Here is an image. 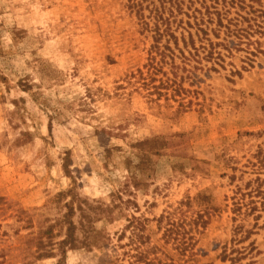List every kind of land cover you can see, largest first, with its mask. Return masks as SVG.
I'll return each instance as SVG.
<instances>
[{
  "label": "rangeland",
  "instance_id": "374dc122",
  "mask_svg": "<svg viewBox=\"0 0 264 264\" xmlns=\"http://www.w3.org/2000/svg\"><path fill=\"white\" fill-rule=\"evenodd\" d=\"M133 1L0 0V264H57L30 238L75 185L67 153L82 198L131 202L97 223L110 244L65 264H132L129 220L155 242L175 209L197 240L189 264H264V0Z\"/></svg>",
  "mask_w": 264,
  "mask_h": 264
},
{
  "label": "trees",
  "instance_id": "16d2710c",
  "mask_svg": "<svg viewBox=\"0 0 264 264\" xmlns=\"http://www.w3.org/2000/svg\"><path fill=\"white\" fill-rule=\"evenodd\" d=\"M133 6L142 8L143 4L134 0ZM168 22V18L161 20L162 24ZM156 29L157 34L162 36L159 23ZM23 87V90H31L33 84L26 83ZM159 96L162 94L159 93ZM14 104L16 110L13 114H17L21 109L19 101L15 100ZM32 136L31 131L23 132L22 138L18 140V145L30 142ZM157 140L158 137H155L143 140L138 144L143 155L140 158L141 162L136 165L137 167L142 165V161L147 156L146 153H157ZM63 161V168L66 174L73 179L75 185L58 192L48 200L45 206L59 209L61 214L54 220H48V223L42 224L36 233H32L30 238L32 241L35 240L33 246L36 248L35 255L39 259L57 258V264H65L69 251L79 249L92 251L110 244V233L104 228H98L97 223L113 222L119 213L126 209L125 205L131 202V200H124L121 191L112 194L113 199L109 203L82 198L76 189V180L69 170L70 156L68 153ZM139 183L140 181L136 184L137 187ZM258 191L260 192L259 189ZM205 199L208 198L202 192L195 198L189 197L188 200L181 202V207H189L193 201L202 200L204 202ZM234 199V211H241L245 202ZM246 205H250L248 207L250 212L259 208L254 200L249 201ZM207 207L214 209L213 205H206ZM178 210L166 211L156 219L157 232H162V234L155 242H152L151 234L146 233V220L135 216L129 220L125 230L119 235V240L126 236L127 230H131L130 238L136 251V253L131 254L133 257L132 264H189L193 260L197 240L191 230L187 228L186 218ZM28 221L30 224L34 223L32 218H29Z\"/></svg>",
  "mask_w": 264,
  "mask_h": 264
}]
</instances>
